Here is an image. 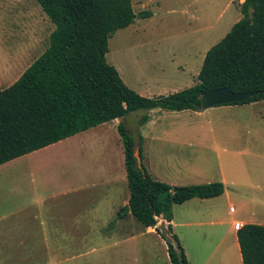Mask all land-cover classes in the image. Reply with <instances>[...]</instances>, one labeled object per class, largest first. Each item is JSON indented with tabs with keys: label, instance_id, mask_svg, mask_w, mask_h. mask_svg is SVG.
Returning a JSON list of instances; mask_svg holds the SVG:
<instances>
[{
	"label": "crops",
	"instance_id": "obj_1",
	"mask_svg": "<svg viewBox=\"0 0 264 264\" xmlns=\"http://www.w3.org/2000/svg\"><path fill=\"white\" fill-rule=\"evenodd\" d=\"M1 59L0 73L8 81ZM171 83L126 84L152 98L178 92L168 87ZM196 83L192 80L190 84ZM263 104L226 107L240 112ZM167 112H151L149 124L140 128L143 162L149 174L173 187L213 183L206 168L200 170L191 161H169L171 152L186 146L178 135L193 133L197 127H157L158 119ZM120 123L116 119L98 125L0 165V264H171L167 242L158 231L169 224L190 264H243L235 225L262 223L253 217L236 220L232 209L226 218L221 198L227 188L219 197L193 198L174 205L170 223L163 216L156 227H145L136 220L129 211ZM60 146L64 148L58 158H35ZM236 154L262 157L252 149L230 153ZM222 182H227L225 177Z\"/></svg>",
	"mask_w": 264,
	"mask_h": 264
},
{
	"label": "trees",
	"instance_id": "obj_2",
	"mask_svg": "<svg viewBox=\"0 0 264 264\" xmlns=\"http://www.w3.org/2000/svg\"><path fill=\"white\" fill-rule=\"evenodd\" d=\"M55 25L47 50L10 87L0 86V165L38 151L98 125L137 111H200L204 93L230 87L256 92L240 103L264 101V0H245L242 18L207 53L197 83L187 89L144 97L129 88L116 67L108 64L109 40L137 19L136 0H37ZM130 189L129 211L145 227L161 216L172 221L174 205L193 198L219 197L224 184L213 182L174 187L154 180L138 157L121 121ZM168 245L171 264H190L169 224L158 230ZM243 264H264V225L248 223L237 232Z\"/></svg>",
	"mask_w": 264,
	"mask_h": 264
},
{
	"label": "rangeland",
	"instance_id": "obj_3",
	"mask_svg": "<svg viewBox=\"0 0 264 264\" xmlns=\"http://www.w3.org/2000/svg\"><path fill=\"white\" fill-rule=\"evenodd\" d=\"M242 3L241 0H136L135 12H150L151 16L137 19L110 38L107 62L132 87L164 80L173 81L168 87L178 91L190 88L192 80L198 81L206 53L242 18ZM54 29L37 0H0V57L8 70V81L0 73L3 89L14 84L17 76L47 50ZM226 106L168 111L158 119L157 127H197L193 133L178 135L186 146L178 153L171 152L169 161L178 160L179 164L191 161L200 170L206 168L214 182L223 183L225 177L227 193L221 199L226 218L232 209L236 210L234 219L253 217L264 225V104L240 112ZM151 119L152 115L143 126ZM145 133L143 127L142 134ZM63 148L35 158H58ZM251 149L262 157L230 155Z\"/></svg>",
	"mask_w": 264,
	"mask_h": 264
},
{
	"label": "water",
	"instance_id": "obj_4",
	"mask_svg": "<svg viewBox=\"0 0 264 264\" xmlns=\"http://www.w3.org/2000/svg\"><path fill=\"white\" fill-rule=\"evenodd\" d=\"M255 95H257L256 92H234L229 86L225 88L213 89L202 95L201 108L202 110H206L216 106L240 103ZM147 115H149V112L142 109L134 111L121 119L126 128L127 134L133 140V152L136 157H138L139 148L141 146L140 128L142 120ZM176 190L177 187H174V191ZM165 230L166 228L162 226V231Z\"/></svg>",
	"mask_w": 264,
	"mask_h": 264
},
{
	"label": "built area",
	"instance_id": "obj_5",
	"mask_svg": "<svg viewBox=\"0 0 264 264\" xmlns=\"http://www.w3.org/2000/svg\"><path fill=\"white\" fill-rule=\"evenodd\" d=\"M235 227L237 230H239L242 227V225L240 223H236Z\"/></svg>",
	"mask_w": 264,
	"mask_h": 264
}]
</instances>
